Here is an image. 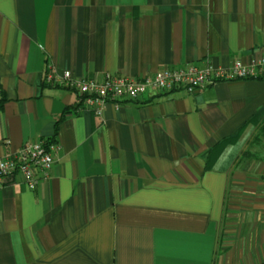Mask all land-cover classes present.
I'll return each instance as SVG.
<instances>
[{"label": "crops", "instance_id": "obj_1", "mask_svg": "<svg viewBox=\"0 0 264 264\" xmlns=\"http://www.w3.org/2000/svg\"><path fill=\"white\" fill-rule=\"evenodd\" d=\"M262 58L264 0H0V157L61 145L35 189L0 181V264H264V72L102 117L46 81Z\"/></svg>", "mask_w": 264, "mask_h": 264}, {"label": "built area", "instance_id": "obj_2", "mask_svg": "<svg viewBox=\"0 0 264 264\" xmlns=\"http://www.w3.org/2000/svg\"><path fill=\"white\" fill-rule=\"evenodd\" d=\"M264 72V58L250 65L236 62L231 68L187 66L182 69H165L153 77L131 78L126 76H107L104 79L84 80L71 71L50 73L46 81L52 86L77 89L83 97L86 110L102 117L107 106L119 108L123 102L139 101L143 96L170 92L178 89L189 94L200 92L217 82L258 79ZM61 145L50 141H27L20 150L0 157V181L20 175L25 183L35 189L38 172L47 174L59 156Z\"/></svg>", "mask_w": 264, "mask_h": 264}, {"label": "trees", "instance_id": "obj_3", "mask_svg": "<svg viewBox=\"0 0 264 264\" xmlns=\"http://www.w3.org/2000/svg\"><path fill=\"white\" fill-rule=\"evenodd\" d=\"M0 91H1V99H0V111H1L3 109L4 103L6 101V96H5V93H4L2 88H0ZM82 104H84L83 101H82ZM70 111L71 110L67 108L66 111H64L63 115L59 118L58 122H60L66 116V114H68ZM240 135L241 134H238L232 138L223 140L219 144H216L214 147L210 148L206 154V169H208V170L216 169L219 158L221 157L223 152L228 147H230V146L234 147L235 145H237L241 139ZM233 155L235 156L236 153H234ZM233 155L231 156V159H233ZM244 155H245V157L251 156L249 152L245 153ZM225 170H227V168H225Z\"/></svg>", "mask_w": 264, "mask_h": 264}]
</instances>
